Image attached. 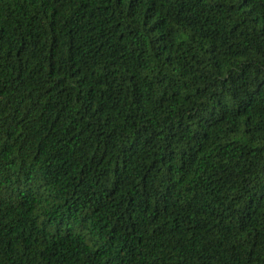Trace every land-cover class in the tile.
Instances as JSON below:
<instances>
[{
    "label": "trees",
    "instance_id": "obj_1",
    "mask_svg": "<svg viewBox=\"0 0 264 264\" xmlns=\"http://www.w3.org/2000/svg\"><path fill=\"white\" fill-rule=\"evenodd\" d=\"M0 264H264V0H0Z\"/></svg>",
    "mask_w": 264,
    "mask_h": 264
}]
</instances>
